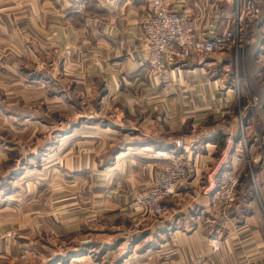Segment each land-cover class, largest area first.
<instances>
[{
	"label": "crops",
	"instance_id": "0c3cea01",
	"mask_svg": "<svg viewBox=\"0 0 264 264\" xmlns=\"http://www.w3.org/2000/svg\"><path fill=\"white\" fill-rule=\"evenodd\" d=\"M149 1L0 0V134L7 128L14 137L19 123L30 136L32 128L45 129V161L69 174L48 190L43 207L49 211H34L36 222L26 232L53 235L49 220L64 226H58L59 241L71 234L68 245H44L42 264H257L264 240V161L253 162L251 191L240 184L234 206L225 207L215 194L228 163L226 137L241 136L240 93L223 71L240 60V78L250 93L243 50L239 56L228 49L165 62L160 73L150 70L141 32ZM165 1L173 11L198 16L195 34L201 37L231 24L230 0ZM257 7L251 24L258 45L254 79L264 89V0ZM213 65H221L216 75L209 72ZM15 103L30 112L19 114ZM250 121H259L264 134L263 112L245 116L244 130L254 127ZM177 138L189 147L185 183L165 201L163 219H143L135 197L151 185L154 167L162 162L150 150H171ZM248 142L255 158L256 142ZM7 144L10 151L16 146L0 135V149ZM137 219L142 222L133 231ZM2 231L0 226V242ZM20 243L16 250L29 259L41 252L32 237ZM11 244L6 242L0 258L12 257Z\"/></svg>",
	"mask_w": 264,
	"mask_h": 264
},
{
	"label": "built area",
	"instance_id": "2783aa9c",
	"mask_svg": "<svg viewBox=\"0 0 264 264\" xmlns=\"http://www.w3.org/2000/svg\"><path fill=\"white\" fill-rule=\"evenodd\" d=\"M230 1L234 5L230 26L204 38L195 34L199 22L197 16L173 11L165 0H150V13L141 28L146 49L144 59L148 68L160 73L165 62L176 63L187 58L199 59L226 49H235L236 52L243 50L253 38L254 34L247 31L248 25L257 17V3L263 0ZM256 104V99L252 98L250 100L252 110ZM243 115L242 111L238 112L241 132L238 142L244 154L241 155L238 151L239 147H236L233 136L228 135L224 149L227 152L228 163L224 165L220 173L215 193L216 198L225 207L234 206L235 198H237L240 165L244 164L249 168L254 161H264V151L261 148L258 133L254 135L255 141L256 139L258 141V144L256 142L258 154L252 158L248 153L242 124ZM188 151L189 147L181 138L175 140V150H150V156L161 160L162 163L156 168L152 185L137 194L136 203L151 217L163 218L168 213L164 200L176 194L178 188L185 183L187 174L182 159ZM132 224L134 228H137L140 226V220L137 219ZM256 262L264 264V240L260 242Z\"/></svg>",
	"mask_w": 264,
	"mask_h": 264
},
{
	"label": "rangeland",
	"instance_id": "374dc122",
	"mask_svg": "<svg viewBox=\"0 0 264 264\" xmlns=\"http://www.w3.org/2000/svg\"><path fill=\"white\" fill-rule=\"evenodd\" d=\"M250 24H251V22L248 25L247 31L249 33H251V32L253 33V31H251V32L249 31ZM33 33H36L35 29H32V32L30 34L33 35ZM255 42H257V41H255ZM226 50H228V49H226ZM233 50H235V49H233ZM239 52H241V50H237L238 56H239V54L241 55V53H239ZM217 53H219V52H216V53H213L210 55H214ZM205 56H209V55H205ZM242 57L244 58V51L242 53ZM239 59H240V57H239ZM243 62H244V60H243ZM240 65H241L240 60L238 61V64L235 65V67H233V66L230 67L229 65H227L226 67H224L225 70L223 71V76H224L225 80L227 79V81L230 78V82H231L233 87H234V84H235V86H237L238 92L240 93L239 99L237 100V108L239 107L240 108L239 111L243 112L247 106H250V100L252 98H255V97L252 96L251 93L247 92L245 89V82H244L243 78L242 79L240 78V75H242V70L240 68ZM23 67L29 68L30 65L25 64V65H23ZM220 67H221V65H219V66L213 65L212 67L210 66V70H209L210 74L216 75L217 68H220ZM233 69L235 70V73H232L234 71ZM254 78H256V77H254ZM254 82H256V80ZM39 84H44V83L41 82ZM51 88H52V90L55 89L53 85H51ZM234 88H236V87H234ZM46 89H47V84L45 86V90ZM242 93L244 96H242ZM12 106L14 109H16L20 112L19 114H27L30 112L28 110V107H26L24 104L15 103ZM12 106L10 104H9V106L6 105V107L8 109L12 108ZM251 123L252 122L250 121V124ZM255 124H256V126L254 124H251V125H254V127L252 126L249 129L244 130V136H245V139L247 141V150L249 148V145H248L249 142L248 141H251L252 145L255 144V142H257V144H258L257 139L255 141V137H254L255 133H258L259 139L261 141V148L264 151V144H263L264 134L259 133L260 132L259 127H258L259 121H256ZM0 126L4 127L3 124H1ZM35 126L40 127V128L42 127V125H40L39 122L37 124H35ZM34 130H35V133L32 136H30L31 133L26 134V130H24V126H22L19 123L12 131L13 134H15V136L13 135L14 137H10L7 134V132H8L7 128H4L3 130H1L2 133L0 134L2 136V139H5V138L10 139L11 138L12 141L16 142V146L14 147V149L12 151H10V146L8 144H7L8 146L6 149H4L3 148L4 146H2V145H1V147L3 150L0 149V208H1L0 209V223H3L0 226L3 227V231L1 234H3L5 237V239L1 241L3 243L0 242V250H3L5 248L6 242H8L10 244L13 243L14 246L11 244L12 247L10 246L9 251H8V253L12 254V257L8 258V261L12 262V264H21V263L22 264H42V261H41L43 258V255H42L43 249L42 248L44 247V245H45L44 248H46V250H51L50 244H54V245L67 244L68 245L70 242L72 243V241L69 239L71 234H67V236L65 238H63V239H61V241H59L56 235L59 232V227H64V226H61L59 224L58 225L52 224L49 222V220H47V222L52 226V228L54 230L53 235L50 233L44 235V233L42 232L41 229H40V231H35V234H32V235H31V233L26 232V230H28L27 226L30 224H33L34 221L36 222V220H34V216H33L34 211L36 214L39 213L40 215L43 213V211H49L48 207L46 209L43 207L44 198L45 197L49 198L48 190L50 189V191H51V188L56 187L58 184L57 182H59L58 180L60 178H66L67 175H69L65 172V170H62V173H61V167L59 164H55V162H54V164H55L54 165L53 162H51V161H45L46 158H48V156L44 155V153L47 154L46 153L47 150H45V151L43 150V149H45L46 140L48 139L46 137L47 135L44 134L45 129L42 128L41 130H39V128H37V129L32 128V132ZM251 133H253V136H250ZM173 146H174V148L171 150H175V142H174ZM257 148H258V146H257ZM33 150H35V153L32 152ZM41 150H43L44 152ZM238 151H240L241 155L244 154V150L242 148L239 147ZM187 153L183 155L184 158L182 159V162H183L185 169H186V174H187V163H186ZM248 153H249V151H248ZM55 154L56 153H53V155H55ZM249 155H250V153H249ZM149 156H150V154H149ZM252 158H254V157H252ZM24 159H25V161H23ZM24 162H27V164H24ZM28 164H32L35 167L33 166L32 168H28ZM253 164L254 163H251L249 168L244 164L240 165V169L242 170V168L243 169L245 168V169L252 171V169H253L252 165ZM51 165H53V166L50 167ZM159 165L160 164H158L154 167L153 177H154L156 168ZM14 168H16V169H14ZM13 171L17 172V174L13 175L12 174V173H14ZM61 175H63V177ZM11 176L14 178H11ZM151 185H152V183H151ZM238 185H239V183H238ZM258 187L259 186H258L257 182H255V188L259 189ZM259 190L261 191V189H259ZM45 193H47V195ZM137 194H136V196H137ZM261 194H262L261 197H262V202H263L262 204H263V208H264V193H263V191ZM168 198H166L164 200V202ZM237 198H238V189H237ZM237 198H235L234 205L236 204ZM135 201H136V197H135ZM43 209H45V210H43ZM144 217L158 220L157 218L151 217L146 211H144V215L142 218L144 219ZM39 218H41V216ZM163 218H161V219H163ZM141 222L142 221L140 220V225H141ZM17 226H21L22 228L18 229ZM42 228H44V227H42ZM139 228H140V226L137 228H134L133 224L131 225V229L133 231L138 230ZM31 237L34 240V242H36L35 243L36 248H40V250H41V252H39L40 254L37 253L35 255V257H32L33 259H29L27 257L26 252L16 250V247L21 244L20 242H24L25 244L31 243ZM18 241H20V242H18ZM47 252L51 253L49 251H47ZM2 253H4V252H0V254H2ZM38 258H40V261H37ZM8 261L6 260V257L0 258L1 264H6V262L8 264ZM49 264H56V262H55V260H53Z\"/></svg>",
	"mask_w": 264,
	"mask_h": 264
},
{
	"label": "trees",
	"instance_id": "16d2710c",
	"mask_svg": "<svg viewBox=\"0 0 264 264\" xmlns=\"http://www.w3.org/2000/svg\"><path fill=\"white\" fill-rule=\"evenodd\" d=\"M256 19V18H255ZM255 21V20H254ZM252 21V22H254ZM251 22V24H252ZM251 24L249 26V31H253ZM253 38L250 40V42L245 45L243 51H244V72H245V79L248 86V89L252 96H254L257 100V104L254 106L253 110L250 106H247L245 110L243 111L244 115L242 117V120L245 118V116L249 115L250 113H254L256 116L259 115V113H264V89L259 87L256 82H254V76L255 73L258 71V66L255 62V54L258 51V45L253 44V40L257 39L256 32L253 31ZM252 48V49H251ZM249 64V65H248ZM259 127V125H258ZM260 130V127H259ZM239 133V132H238ZM259 133H262L261 130ZM239 135L237 134L234 137V141L239 139ZM264 144V141H263ZM254 165H252L253 167ZM253 171V169H252ZM242 184L244 189H249L252 187V181H251V175L248 169H244L243 173L240 172L239 175V185L238 188ZM237 188V189H238ZM251 191V190H250Z\"/></svg>",
	"mask_w": 264,
	"mask_h": 264
}]
</instances>
